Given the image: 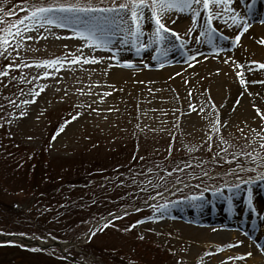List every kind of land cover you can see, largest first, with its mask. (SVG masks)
<instances>
[{"label": "rangeland", "instance_id": "1", "mask_svg": "<svg viewBox=\"0 0 264 264\" xmlns=\"http://www.w3.org/2000/svg\"><path fill=\"white\" fill-rule=\"evenodd\" d=\"M11 1L6 0L4 5ZM108 3L109 0H104V4ZM31 5L13 10L16 17L1 27L6 33L10 25L21 20L23 23L16 27L33 39L9 38L12 49L0 55V71L8 72V76H0V123L5 127L1 135L5 143L0 142V201L4 205L0 207L3 209L0 210V234L7 235L24 226L26 221L15 224L18 212L28 219L43 214L46 217L42 219L49 224L52 216L49 209L69 200L73 184H63L46 192L42 182L52 184L53 181L45 180L46 177L40 181L38 173L59 175L61 168L73 162H84L85 170L105 171L136 165L140 170L123 175V181L118 184L120 190L108 187L110 193L152 191L162 194L163 198L151 206L141 207L142 210L139 208L141 212L135 217L120 218L103 227L120 212L106 214L114 216L101 223L102 231L98 225L84 241L92 225L105 216L99 217L79 238L62 241L66 243L62 251L48 244L47 237L51 236L47 234L21 235L39 240L47 247L28 244L26 240H0V246L14 243L30 250L0 247V264H61L49 258L52 250L75 264H149L155 257L158 264H229L228 258L220 256L225 249L215 243L209 245L208 239L195 231L213 226L225 232L242 233L251 246L257 242L263 250L264 227L260 218H251L253 208L246 205L241 216L240 210L233 209L243 200L240 190L246 184L256 190L253 201L264 194V148L261 147L264 144V118H261L264 116V69L249 63H264L261 52L264 43L260 42L264 34L260 36L253 29L256 25L264 26V19L259 16L262 8L259 0H231L219 8L210 4V11L223 15V19L213 20V27L219 31L211 39L200 35L204 30L202 8L195 23L191 13L172 10L163 22L181 40L176 41L168 34L166 42L146 49L133 45L124 32L112 35V43L104 49L83 47L87 42L76 38L71 27H40L24 20ZM225 8L234 11L227 12ZM232 15L240 20V27L232 25ZM144 17L140 22L144 31L140 41L147 44L153 25L148 11ZM173 20L175 23H171ZM245 22L249 25L247 31L233 44V38ZM25 25L33 31L25 32ZM221 34L229 39L221 40ZM122 39L126 41L123 44ZM16 42L22 46L17 48ZM76 56H81L78 63L65 60L62 66H35L44 60ZM84 57L89 61L95 58L98 63H84ZM21 61L33 66L4 67ZM125 62L131 66H122ZM45 71L53 74L45 77ZM224 76L247 92L248 101L242 100L247 104L246 111L229 90L222 89L220 82ZM241 78L246 81L245 85L240 84ZM36 92L39 95H35V102L25 104ZM21 112L25 115L20 116ZM8 139L13 141V147H18L17 152L8 149ZM36 152L44 161L40 168L34 166ZM218 156L232 159L220 166V170L228 168L220 171L225 180L200 183L198 187L194 184L198 177L189 178L191 169L185 164L204 165L203 176L208 177L219 167L212 164ZM45 162L49 165L45 166ZM206 193L210 194L209 198L198 200ZM12 209L16 212H11ZM63 218H55L50 229L57 231L66 227L68 220ZM183 225L190 228L185 229ZM87 227L84 225L82 230ZM73 242V245L67 244Z\"/></svg>", "mask_w": 264, "mask_h": 264}, {"label": "snow or ice", "instance_id": "2", "mask_svg": "<svg viewBox=\"0 0 264 264\" xmlns=\"http://www.w3.org/2000/svg\"><path fill=\"white\" fill-rule=\"evenodd\" d=\"M230 3L231 0H109L108 4H104V0H95V2L94 0H83L82 3L80 0H74V2L71 3H58L56 0H52L51 3H47L46 0H37L36 3L31 5V10L28 12V15L24 17V20L30 21L32 24L39 25L40 27H43L44 25L55 26L57 28L71 27L73 35L76 38L87 42L82 45L83 47L104 49L112 43V35L124 32L125 36L132 41L133 45L138 44L139 49H146L153 44L159 46L160 43L166 42L168 34H171L176 41L181 40V37L177 34V32L170 27H167L163 22V18L172 10L179 13H191V19L195 23L197 16L201 14L199 9L202 8L204 14V24L202 25V28L204 30L201 31L200 35H207L209 39H211L213 34L219 31L217 28L213 27L212 22L215 19H223V15L219 11H210V4L219 8L221 4L228 5ZM249 8H251V6H249ZM145 11H148L151 14V21L153 25V31L148 36L149 42L147 44L140 41V37L144 35V31L140 27V22L145 18ZM225 11L233 12L234 10L231 8H225ZM8 14L11 13L8 12ZM230 19L232 21V25L240 27V20L236 15H232ZM22 23L23 22L21 20H17L15 24L9 26L6 33L4 29H0V55H5V53L12 49V46L9 43V38H12L13 40H15V37H19L21 40L33 39L30 35H23L20 32V29L16 27V25ZM129 23L130 27L128 26ZM171 23H175V21L173 20ZM232 25H229V27ZM248 26L247 22H245L233 38V44L240 40V36L244 31H247ZM12 29H15L14 33ZM24 31L30 32L33 31V29L25 25ZM189 32H191V29ZM35 38L39 39V36ZM196 39L199 40L200 37L198 36ZM220 39L228 40L229 37L221 34ZM125 42L126 41L124 39L120 40L121 44ZM260 42L264 43V40H261ZM21 46L22 45L19 42H16L17 48H20ZM16 54L17 56L20 55L19 52ZM65 60H67L70 64L78 63L81 60V56H76L72 59L64 57L63 59L55 58L52 60H44L37 62L35 66L51 67L56 64H61L62 66ZM83 60L84 63H98L95 58H92V60L89 61L87 57H84ZM224 62L227 63L228 61ZM249 63L257 64L259 68L264 69V63L258 61H250ZM32 66L33 65L31 64H24L23 61H21V63H11L5 65L4 67L6 69H19L22 67L30 68ZM122 66L130 67L131 64L125 62ZM237 67H242V65H237ZM52 74L53 73H49L47 71L43 73L45 77ZM236 75L239 77L241 76V73L237 72ZM0 76H8V72L0 71ZM36 78L39 79L40 77L37 76ZM262 83H264V81H262ZM240 84L245 85L246 81L241 78ZM40 91H43V89H40ZM108 94L109 93H105L104 95ZM35 95H39V92L34 94L32 100H25L24 103H34ZM9 103H11V101H9ZM201 111H203V109H201ZM257 114L260 115L259 109H257ZM19 115L23 116L25 113L21 112ZM74 118L75 117H73V119ZM261 118H264V116ZM262 139H264V137H262ZM261 147L264 148V144H262ZM216 191H219V189ZM126 214L127 213H125V215ZM110 223L111 221H108L103 225V227H108ZM136 223H142V221H136ZM100 230L102 231L103 228H100ZM244 255L251 256V253H245ZM240 258L243 259V257Z\"/></svg>", "mask_w": 264, "mask_h": 264}, {"label": "trees", "instance_id": "3", "mask_svg": "<svg viewBox=\"0 0 264 264\" xmlns=\"http://www.w3.org/2000/svg\"><path fill=\"white\" fill-rule=\"evenodd\" d=\"M3 1L4 0H0V29L5 21H9L11 18L13 19L16 17L15 13L12 12L13 10H17L20 6H26L29 5V3L34 4L37 2V0H13L11 1L10 4L4 5V2L6 0L4 2ZM56 2L71 3L74 2V0H56ZM80 2H83V0H80ZM8 12H10L11 14H8ZM1 120L2 117H0V122ZM3 131H5V127L1 126L0 123V142L5 143V141H3V137L1 136ZM8 143H9L7 145L8 149L11 152H17L18 147L17 146L16 148L13 147L14 146L13 141L8 139ZM36 154H37V159H36L37 163L34 166L40 168L41 164H43L44 161L43 159H40L41 157H39L40 154L39 152H36ZM226 160H232V159L226 156L216 157L215 160L212 161V164L219 165V167H217L216 170L211 171L208 177L203 176L202 167L204 165L187 163L185 164V166L190 167L191 169L189 171L190 173L188 174L189 178L192 176L198 177V179L194 184L199 185L198 187H200L201 186L200 183H206V182L218 183L225 180L222 179V177L224 176L220 175L221 174L220 171H227L228 168L226 167L220 170V166L223 165L222 163H224ZM75 161H79V160H75ZM15 163H17L18 165L20 164L18 162ZM44 164L45 166L49 165L46 162ZM83 165L84 162L83 164L81 163L76 164V162H73L70 166L61 168V173L59 175H57L56 172H50L48 174L39 171L38 174L40 176V181L41 180L43 181L45 177H46L45 180L49 179L50 181H53L52 184H50V182H45V183L42 182V184H45L44 188L45 190H47L46 192H51V190L56 189L58 186H61L63 184H68V185L73 184L74 191L73 193L70 194L69 200H67L63 205L51 207L49 209L52 215L51 217H49L50 219L49 224L44 219H42L46 217L43 216V214L38 217L35 216L32 219H28L27 217H25L24 215L18 212L15 224L18 225V224H22L23 221L26 222L24 223L23 227L14 230L12 233H7V235L14 234V235L32 236V234H39V235L47 234L59 241H70L71 239H74L76 237L79 238L81 234L88 231L87 226L91 225L99 217L105 216L108 213L121 212L122 210L125 209L132 210L119 214L118 216L113 217L108 221H115L120 218L137 216L138 213L141 212L142 210V209L139 210L140 207H138L140 203L152 200L157 195H159L157 193H152V191L151 193H130V192L110 193L108 187H111L113 190L115 189L120 190V186L118 187V184L121 181H123L122 180L123 175L129 173L130 170L131 171L140 170V169H136V165H133L132 168L118 166L115 169H111L107 171L99 168H89L88 170H85L83 168ZM20 166H23V164ZM14 167L15 166H13V168ZM80 174L81 176H79ZM64 176L66 177V179L64 178ZM187 177L184 179H187ZM3 206H4L3 202L0 201V207ZM0 210L3 209L0 208ZM11 212H16V211L12 209ZM125 213L127 214L125 215ZM62 216L63 217L65 216V218H63L64 220H68V225L66 227L65 226L60 227L59 230L57 231L50 229L49 227L50 224L57 220L55 218L57 217L60 218ZM84 225L87 228L82 230ZM100 228L101 225H99L98 230H100ZM0 247L17 248L20 251H24V252L30 251V250H25L21 246H17L14 243H7ZM102 257L107 262L110 261L109 258L104 256ZM110 257L112 259V256ZM49 258H53L57 262H60L61 264H75L72 262H67L58 252L55 254L53 250L52 253L49 255ZM156 261L157 258L155 257L154 262L149 261V264H158V262Z\"/></svg>", "mask_w": 264, "mask_h": 264}, {"label": "bare ground", "instance_id": "4", "mask_svg": "<svg viewBox=\"0 0 264 264\" xmlns=\"http://www.w3.org/2000/svg\"><path fill=\"white\" fill-rule=\"evenodd\" d=\"M259 3L261 4V13L259 16H261L264 19V0H259ZM252 10H254V6H251ZM255 31H259V35L262 36L264 34V26H254L253 28ZM252 29V30H253ZM251 30V31H252ZM261 52L264 56V48H261ZM220 83L222 84V89L229 90V94H232V96L235 97V99H238L240 101L239 106L242 107L244 111H246L245 108H247V104H243L242 100H246L245 97H247V92L239 88L235 82H228V78L224 76V78ZM249 99V98H248ZM250 100V99H249ZM238 108V110L240 109ZM241 195L243 197V200L239 202V204H235L233 206V209L236 211L240 210L239 216L242 215L244 207L251 206L253 208V213L251 218H256L261 220L264 227V194L259 196L258 201H253L254 197L257 196L256 190L251 187L249 184H246L243 186V188L240 190ZM209 193H206L204 196H201L198 198V200H202L205 198H209ZM212 196V195H211ZM253 199V200H252ZM237 215V212H235ZM183 228L189 229V226H184ZM217 227H208L204 229H195V231L200 232L203 237H206L208 239V244L211 245L215 243V245H218L219 247L225 249V252H221L220 256L226 257L229 259V264H264V249H260L258 247V243L256 242L254 245H250L247 240L245 239L244 234L242 233H235L233 231H226L220 230V228ZM264 232V228L261 231V234ZM263 236V235H262ZM261 238V236H260ZM33 245L38 246H45L46 244L41 242H34ZM48 244H54L53 242H49ZM212 246V245H211ZM64 247V245L62 246ZM251 253V256H245V253ZM240 257H243L241 259Z\"/></svg>", "mask_w": 264, "mask_h": 264}, {"label": "water", "instance_id": "5", "mask_svg": "<svg viewBox=\"0 0 264 264\" xmlns=\"http://www.w3.org/2000/svg\"><path fill=\"white\" fill-rule=\"evenodd\" d=\"M106 218H107V217H106ZM106 218H104L103 220L98 221L95 225L101 223V222L104 221ZM95 225H94V226H95ZM94 226L91 228V230L94 229ZM90 234H91V232H89L87 238L89 237ZM14 237H16V238H14ZM87 238H86V239H87ZM0 240H15V241L26 240V241H28V243H30V244H32V243H34V242H37L36 240H33L32 238H31V239H28V238L20 237V236H4V235H0ZM50 240L54 243V245L58 246V247L60 248L61 251H62L61 245H62V244H66V243H62V242L55 241V240H53V239H50ZM67 244L73 245V244H75V243L73 242V243H67Z\"/></svg>", "mask_w": 264, "mask_h": 264}]
</instances>
